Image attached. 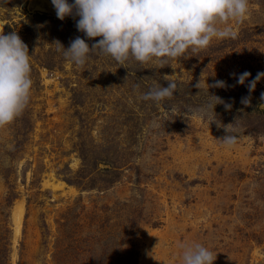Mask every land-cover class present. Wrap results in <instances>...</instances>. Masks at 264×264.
<instances>
[{
  "label": "rangeland",
  "instance_id": "obj_1",
  "mask_svg": "<svg viewBox=\"0 0 264 264\" xmlns=\"http://www.w3.org/2000/svg\"><path fill=\"white\" fill-rule=\"evenodd\" d=\"M249 8L231 22L235 39L174 69L97 53L81 67L56 43L99 39L77 30L79 17L60 20L51 0H0V31L28 45L33 81L22 115L0 127V264H181L179 244L192 242L217 253L213 264H264V78L241 103L264 72V0ZM165 76L179 92L143 100ZM217 80L226 87L207 91ZM211 95L232 105L217 104L215 118L237 128L234 145L201 112Z\"/></svg>",
  "mask_w": 264,
  "mask_h": 264
},
{
  "label": "clouds",
  "instance_id": "obj_2",
  "mask_svg": "<svg viewBox=\"0 0 264 264\" xmlns=\"http://www.w3.org/2000/svg\"><path fill=\"white\" fill-rule=\"evenodd\" d=\"M57 18L67 16L76 20V28L89 40L99 39L89 46L84 38L77 36L65 48L56 41L57 51L75 65L86 64L90 54L110 56L120 66L134 60L140 64L152 61L159 68L174 67L172 60L188 58L189 52L198 54L206 50L213 39H235L238 35L234 25L244 22L250 13L249 0H51ZM28 45L17 32L5 34L0 31V127H4L22 115L30 102L32 79ZM198 56V55H193ZM234 76L236 74H233ZM251 76L245 71L238 75L237 83L244 84ZM264 78V72H258L247 87L249 96L242 97L245 106L251 102V93L257 83ZM167 86L154 84L142 95L145 101L160 103L173 98L179 92L177 80L164 77ZM210 87H226V82L217 80ZM201 89V79L194 85ZM207 109L213 114L209 124L223 128L225 135L220 138L225 146L237 142V128L233 123L223 124L215 118V106L223 104L226 110L232 105L220 97L211 95ZM264 100V92L261 93ZM181 264H213L214 254L201 243H181Z\"/></svg>",
  "mask_w": 264,
  "mask_h": 264
},
{
  "label": "bare ground",
  "instance_id": "obj_3",
  "mask_svg": "<svg viewBox=\"0 0 264 264\" xmlns=\"http://www.w3.org/2000/svg\"><path fill=\"white\" fill-rule=\"evenodd\" d=\"M40 1V5L43 6L45 4V2L47 3L48 0H39ZM38 4V3H37ZM50 5V4H49ZM39 6V5H38ZM46 7V6H45ZM44 7V8H45ZM0 27H1V23H0ZM61 182V181H60ZM63 184V183H62ZM61 184V186H62ZM54 187V186H53ZM59 188V187H58ZM71 188V187H70ZM22 214H23V210L21 207V203L20 205H15V207L13 208V231H14V235H13V240L15 241L19 231H20V223H21V218H22ZM14 255V254H13Z\"/></svg>",
  "mask_w": 264,
  "mask_h": 264
}]
</instances>
